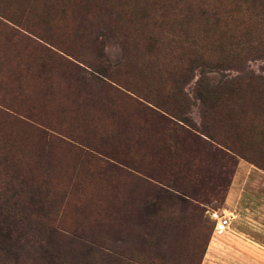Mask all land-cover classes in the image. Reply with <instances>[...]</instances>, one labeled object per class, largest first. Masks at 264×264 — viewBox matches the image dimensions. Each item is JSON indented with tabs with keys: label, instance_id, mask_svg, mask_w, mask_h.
Listing matches in <instances>:
<instances>
[{
	"label": "rangeland",
	"instance_id": "rangeland-1",
	"mask_svg": "<svg viewBox=\"0 0 264 264\" xmlns=\"http://www.w3.org/2000/svg\"><path fill=\"white\" fill-rule=\"evenodd\" d=\"M232 1L0 0V264H264L259 113L249 96L238 127L203 121L195 93L264 82V55L212 67L211 15Z\"/></svg>",
	"mask_w": 264,
	"mask_h": 264
},
{
	"label": "trees",
	"instance_id": "trees-1",
	"mask_svg": "<svg viewBox=\"0 0 264 264\" xmlns=\"http://www.w3.org/2000/svg\"><path fill=\"white\" fill-rule=\"evenodd\" d=\"M218 4H221V2ZM225 7H227V10H225ZM241 7L250 8L252 11L259 10L264 8V0H235L218 8L219 11H222L219 15L218 13H213L211 15L212 67L215 69L231 65V63L238 58L240 52L245 55L252 54L256 57H263L264 55V39L261 34L264 32V29H261L264 25V19L262 23L251 18L237 16ZM235 25L242 26L241 30L236 31ZM195 58L199 60L198 55H195ZM240 70L241 67L236 68V71ZM195 93L201 120L204 121L206 117L213 115L217 111L223 110L225 114L223 117L221 116V118L229 124L233 125L234 123L232 127H238L239 124L243 122V119H237L236 110L242 114V117H246L248 112L247 107L244 104H239V101L251 96V101L256 109V111H254V116L255 113L259 114H256V120L250 118L249 126L257 130V133H260V128H264V82L259 77L225 80L221 84L207 89L205 92L196 89ZM217 117L220 118V116ZM201 128L204 130L203 122H201ZM200 134L214 144V146L212 144L210 145L214 148L213 150L215 152L221 154V150H225L233 155L238 154L232 142L225 144L217 142L215 137L208 133L201 132ZM222 156H225V154ZM176 195L179 197H173L168 194L166 198L169 202H175L174 205L180 203L185 208L191 206L197 208L189 204L190 202L186 200L190 199L191 201H195V199L181 193L180 190H176ZM181 197L186 201L181 199ZM205 241L207 242V235L204 233L202 236V247H204ZM113 255L114 256H108L112 264H127V262L123 260L124 256L121 252H114ZM106 257L107 256L104 258L106 259Z\"/></svg>",
	"mask_w": 264,
	"mask_h": 264
},
{
	"label": "built area",
	"instance_id": "built-area-1",
	"mask_svg": "<svg viewBox=\"0 0 264 264\" xmlns=\"http://www.w3.org/2000/svg\"><path fill=\"white\" fill-rule=\"evenodd\" d=\"M207 220L210 223V235H223L228 233L232 220L231 213L218 212L217 210L208 209L205 211Z\"/></svg>",
	"mask_w": 264,
	"mask_h": 264
}]
</instances>
